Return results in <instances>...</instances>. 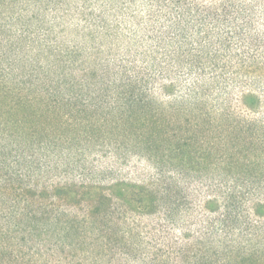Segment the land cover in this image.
I'll use <instances>...</instances> for the list:
<instances>
[{"label": "trees", "instance_id": "trees-1", "mask_svg": "<svg viewBox=\"0 0 264 264\" xmlns=\"http://www.w3.org/2000/svg\"><path fill=\"white\" fill-rule=\"evenodd\" d=\"M0 264H264V0H0Z\"/></svg>", "mask_w": 264, "mask_h": 264}]
</instances>
